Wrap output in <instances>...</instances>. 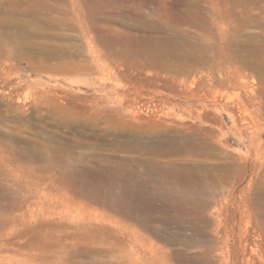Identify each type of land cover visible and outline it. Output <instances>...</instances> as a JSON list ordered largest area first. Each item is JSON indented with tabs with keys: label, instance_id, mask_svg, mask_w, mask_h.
Listing matches in <instances>:
<instances>
[{
	"label": "rangeland",
	"instance_id": "374dc122",
	"mask_svg": "<svg viewBox=\"0 0 264 264\" xmlns=\"http://www.w3.org/2000/svg\"><path fill=\"white\" fill-rule=\"evenodd\" d=\"M210 1L0 0V264H264V215L253 203L264 192V73L237 72L209 50L212 29L236 26ZM237 6L222 12L260 14L263 26L248 20L243 33L264 35V1ZM199 12L207 23L197 27ZM96 35L122 41L125 55L95 42L119 56L116 69L87 70ZM198 37L197 58H170L174 40L192 50ZM50 43L76 46L70 63L29 55ZM172 138L209 148L180 157L149 150ZM166 162L202 167L216 182L169 181ZM246 202L256 235L248 259L239 242Z\"/></svg>",
	"mask_w": 264,
	"mask_h": 264
},
{
	"label": "bare ground",
	"instance_id": "6f19581e",
	"mask_svg": "<svg viewBox=\"0 0 264 264\" xmlns=\"http://www.w3.org/2000/svg\"><path fill=\"white\" fill-rule=\"evenodd\" d=\"M203 1V0H202ZM254 1H257V0H211L210 3H212L211 5H213L215 7V10L217 13L220 14V16L222 17V19H232L233 18V23L236 22V26L233 27V29H227L228 31L226 32L225 29L222 30V29H217L218 32H216L215 30H213L211 27H212V24H211V29H212V32H211V37L207 38L209 40H213V43H211L210 45H207V47L209 48V50H212L213 53L215 55H223L224 57H227L229 58L233 63H236L237 65H241L240 67L237 68V72H240V69H243V68H249V69H252L254 70V72H257V73H264V35H255L253 33H251L252 35H245L243 33L244 31V27L245 25L249 22L248 20H253V19H256L257 22H258V25L259 26H263L262 23L259 22V18H261V15H253L252 12H248L245 14L244 13H237L234 11V7L237 6V5H241V4H251L253 3ZM264 1V0H262ZM202 3V2H200ZM204 3V2H203ZM231 4L232 5V9L230 10V12H227L226 14H224L222 12V8L225 4ZM205 4V3H204ZM206 4H207V1H206ZM196 5V3H195ZM198 5V4H197ZM217 5V6H216ZM201 6V9H202V5L200 4ZM252 6V5H251ZM238 7V6H237ZM25 10V9H24ZM204 10V9H203ZM238 10V9H237ZM205 12V11H204ZM259 12V11H258ZM123 13V12H122ZM194 13V12H193ZM208 14V13H207ZM256 14V13H255ZM191 15V14H190ZM189 15V16H190ZM34 16V15H33ZM93 16V15H92ZM91 16V17H92ZM186 16V15H185ZM208 16V15H207ZM184 17V16H182ZM210 17V16H209ZM88 18V17H87ZM115 18V17H114ZM185 18H188L187 16ZM208 18V17H207ZM58 19V18H57ZM89 19V18H88ZM92 19H95V17L93 16ZM182 19V18H181ZM189 19V18H188ZM206 19V18H205ZM114 20V19H112ZM193 23L195 22V24H197L196 26L197 27H200L201 24L200 22H203V14L201 12L199 13H196V15L194 16L193 18ZM203 20V21H202ZM211 20V19H210ZM209 20V21H210ZM243 20H247L246 23H243ZM254 20V21H256ZM59 21V19H58ZM61 21V20H60ZM63 22V21H62ZM184 22H186L184 20ZM190 22V21H189ZM188 22V23H189ZM206 22V21H205ZM203 22V23H205ZM45 23V22H44ZM207 23V22H206ZM205 23V24H206ZM194 24V25H195ZM210 24L208 23V25L210 26ZM200 25V26H199ZM252 25V24H251ZM49 26V25H48ZM206 26V25H204ZM208 26V28H209ZM54 27V26H53ZM153 28V27H152ZM195 28V27H194ZM228 28V27H226ZM50 29V28H48ZM172 29V28H171ZM198 30V29H197ZM203 30V29H202ZM201 30V31H202ZM37 31V30H36ZM210 32V30H208ZM19 32V31H18ZM199 32V30H198ZM27 33V32H26ZM162 33V32H161ZM208 34V32H206ZM22 34V33H21ZM29 34V33H28ZM32 34V33H31ZM36 35V33H34ZM85 34L87 35V33L85 32ZM168 34V33H167ZM175 34V33H174ZM203 34V33H202ZM205 34V32H204ZM166 35V34H165ZM206 35V34H205ZM24 36V34H23ZM31 36V35H30ZM37 36H38V33H37ZM193 36V35H192ZM22 37V36H21ZM27 37V35H26ZM173 37V36H172ZM178 37V36H176ZM188 37V36H187ZM23 38V37H22ZM30 38V37H29ZM28 38V39H29ZM132 38V37H131ZM137 38V37H136ZM145 38V37H144ZM154 38V37H153ZM167 38V37H166ZM169 38V37H168ZM181 38V37H180ZM261 38V40L259 39ZM21 39V38H20ZM27 39V40H28ZM33 39V37H32ZM97 39H101L102 40V43L104 44V46L106 47L107 50H109V52L112 51L113 54L115 55H120V54H126V51L123 50V49H117L116 46L119 45V48H120V42L119 40H116V39H106L104 40V38L102 36H99V35H96V38L95 36L94 37H91L90 38V41L89 43H92V45L90 46V49H89V54H90V58H91V61L92 63H94L95 65H92L89 69L87 70H90V72H96L97 69H100L102 72H105L106 70H109V69H116L118 67V65L116 64V62L112 59H114L115 56H113L112 58H110V56H108L107 54V51L105 52V50H102L100 48L97 47V45L95 44V42H98L96 41ZM195 39V38H194ZM197 41L195 42L194 45H192V50L190 49V46L189 45H186L185 43L182 44V46H180L178 41L174 40L173 42V46L175 45L174 49H172V52L170 53L171 57L170 58H173V59H183L185 60L186 58L189 59V58H197V52H199L201 48H203L205 45L204 43L202 42V38L198 37L196 38ZM22 40V39H21ZM26 40V42H27ZM41 41V39H39ZM70 41V39H67ZM100 40V41H101ZM142 40V39H141ZM163 40V39H162ZM166 40V39H164ZM163 40V41H164ZM206 40V39H205ZM203 39V41H205ZM208 40V41H209ZM29 41V40H28ZM35 41V39H34ZM45 41V40H44ZM124 41V40H123ZM134 41L135 40H132L131 43L134 44ZM139 41V40H138ZM162 43H160V47L161 46H165L169 43H167L166 41H164ZM176 41V42H175ZM194 41V40H193ZM12 42V41H11ZM19 42V41H18ZM68 42V41H67ZM137 41H135L136 43ZM140 42V41H139ZM142 42V41H141ZM156 42V41H155ZM171 42V41H170ZM211 42V41H210ZM29 43V42H28ZM34 43V42H33ZM129 42V44L127 45H133ZM146 44V42H144ZM142 43V44H144ZM167 43V44H166ZM206 43V42H205ZM25 44V43H24ZM27 44V43H26ZM25 44V45H26ZM62 44V43H61ZM71 44V43H70ZM138 44V43H137ZM151 44V43H150ZM172 44V43H170ZM191 44V43H190ZM28 45V44H27ZM38 45V44H37ZM59 45V44H58ZM63 45V44H62ZM68 45V44H67ZM124 45V44H122ZM204 45V46H202ZM22 46V45H21ZM35 46V45H34ZM31 48L29 46V48H31V52H29L28 54L34 58V57H38V58H43L46 59V60H56V61H61V62H65V63H70V59L73 57V56H69L70 54V51L72 49V46L74 45H70V46H66V47H60V46H57V45H54V44H39L37 46V48ZM126 46V45H125ZM133 46H135V49L137 48L136 45L134 44ZM142 46V45H141ZM150 45H148L149 47ZM170 48L171 46L168 45ZM15 47V46H14ZM23 47V46H22ZM76 47V46H74ZM124 47V46H123ZM139 47L138 46V50H139ZM143 47V46H142ZM145 47V45H144ZM151 47V46H150ZM167 47V46H166ZM166 47H163V48H166ZM206 47V48H207ZM25 48V47H24ZM28 48V47H27ZM127 48V47H126ZM131 48V47H130ZM134 48V47H133ZM152 48V47H151ZM162 48V47H161ZM159 48V49H161ZM168 48V49H170ZM205 48V47H204ZM75 49V48H74ZM134 49V50H135ZM167 49V50H168ZM131 50V49H130ZM148 50V49H147ZM162 50V49H161ZM165 50V49H164ZM199 50V51H198ZM18 51V49H17ZM16 51V52H17ZM30 51V50H29ZM80 51V50H79ZM132 51V50H131ZM130 51V52H131ZM163 51V50H162ZM201 51H204V50H201ZM206 51V50H205ZM73 52V51H72ZM77 52V51H76ZM169 52V50H168ZM129 54V51L127 52ZM203 53V52H202ZM210 53V52H209ZM124 54V55H125ZM132 54V53H131ZM130 54V55H131ZM155 54H158L160 56H166L167 53H165V51L162 53H160V50L159 52H156ZM213 54V55H214ZM65 55V56H64ZM71 55V54H70ZM78 55V54H77ZM135 55V54H134ZM169 55V54H168ZM201 55V54H200ZM213 55H211V57H213ZM79 56V55H78ZM132 56V55H131ZM137 56V55H136ZM147 56V55H146ZM173 56V57H172ZM205 56V55H204ZM209 56V55H208ZM119 57V56H117ZM115 57V58H117ZM125 57V56H124ZM128 57V55H127ZM215 57V56H214ZM213 57V59H215ZM159 58V57H158ZM168 58V57H167ZM220 58V57H218ZM217 58V59H218ZM129 59V58H128ZM148 59V58H147ZM152 59V58H151ZM213 59H211L213 61ZM42 60V59H41ZM118 60V59H117ZM122 60H126V59H122ZM132 60V59H131ZM171 60V59H170ZM170 60H164V61H168L170 62ZM192 60V59H191ZM219 60V59H218ZM120 61V60H119ZM159 61V60H158ZM163 61V59H162ZM198 61V60H197ZM209 61V60H208ZM50 62V61H49ZM128 62V61H127ZM160 62V61H159ZM180 62V61H179ZM196 62V61H195ZM222 62V61H221ZM122 63V62H121ZM120 63V64H121ZM125 63V62H123ZM130 63V62H129ZM156 63V61H155ZM165 63V62H164ZM199 63V62H198ZM205 63V62H204ZM207 63V62H206ZM225 63V62H224ZM62 64V63H61ZM119 64V65H120ZM158 64V63H157ZM160 64V63H159ZM189 64V63H188ZM190 64H191V61H190ZM197 64V62H196ZM65 65V64H64ZM69 65V64H68ZM67 65V66H68ZM99 66L98 68L96 66ZM171 65V64H170ZM200 65V64H199ZM203 65V64H202ZM128 66V65H127ZM160 66V65H159ZM167 66V64H166ZM165 66V67H166ZM174 66V65H173ZM195 66V65H194ZM211 66V65H210ZM222 66V65H221ZM220 66V67H221ZM229 66V65H228ZM72 67V66H71ZM70 65H69V69L71 68ZM122 68H124V66L122 65L121 66ZM154 67V66H153ZM172 67V66H171ZM177 67V66H176ZM183 67V66H182ZM212 67V66H211ZM129 68V67H128ZM163 68V67H162ZM167 68V67H166ZM173 68V67H172ZM68 69V68H67ZM74 69V68H73ZM167 69H170V68H167ZM181 69V68H180ZM189 69V68H187ZM191 69V68H190ZM214 69V68H213ZM215 69L216 68V65H215ZM220 69V68H219ZM223 69V68H222ZM221 69V70H222ZM177 70V69H175ZM194 70V69H192ZM220 70V71H221ZM248 70V69H247ZM72 71V70H71ZM120 71V70H119ZM132 71V70H130ZM173 71V69H172ZM171 71V72H172ZM178 71V70H177ZM187 71V70H186ZM211 71V70H210ZM115 72V71H114ZM118 72V71H117ZM174 72V71H173ZM193 72V71H192ZM213 72V71H211ZM122 72H120L119 74H121ZM185 73V71L183 72V74ZM217 73V72H216ZM106 75V74H105ZM110 75V73H109ZM121 75H125V79H127L128 77V74H126V72H124V74L122 73ZM238 75V74H237ZM222 76V75H221ZM122 77V76H121ZM123 78V77H122ZM216 78V77H215ZM261 78V77H260ZM129 79V77H128ZM218 79V78H217ZM221 79V78H220ZM223 79V78H222ZM226 79V78H225ZM225 79L224 80H220V81H217V84L218 86H221L223 87V85H226L225 83ZM120 80V79H119ZM228 80V79H226ZM123 82V81H122ZM125 82V81H124ZM129 82V81H128ZM127 83V82H126ZM131 84V82H130ZM129 84V85H130ZM142 84V83H141ZM128 85V86H129ZM144 85V84H143ZM142 85V86H143ZM6 86V85H5ZM139 86V85H138ZM10 87V86H9ZM131 87H134V86H131ZM221 87V88H222ZM135 88V87H134ZM224 88V87H223ZM5 89V88H4ZM141 89V88H140ZM0 91H3L2 87L0 89ZM126 96V95H125ZM128 97V96H127ZM135 101L138 100V98H135L133 99ZM140 100V99H139ZM142 104V103H141ZM144 104V103H143ZM142 104V106H143ZM146 104V102H145ZM146 106V105H145ZM144 106V107H145ZM131 107V106H130ZM132 112H133V115L136 116V117H142L141 115L144 113L143 111V108L141 107H138V106H132ZM172 135V134H171ZM184 135V134H183ZM182 138V137H181ZM197 138V137H196ZM180 139V138H179ZM178 138H172V139H169V140H166L164 141L162 144L160 143L159 145H152L150 146L149 150L153 153H156V154H159L162 155V156H166V157H175V156H179V155H184V154H187V153H193V152H197L198 153H203L204 152H207V149L209 147H205L204 144L202 145L200 142L198 143L197 141L193 140L192 138L191 139H188L186 141H181L179 140ZM185 140V139H184ZM148 141V140H147ZM185 143V144H183ZM136 144V143H135ZM209 145V143H208ZM145 146V145H144ZM212 147V146H211ZM202 151L199 152L201 149ZM206 149V150H205ZM209 154V153H208ZM190 155V154H189ZM180 157V156H179ZM207 157V156H206ZM232 157V156H231ZM185 158V157H184ZM171 159V158H170ZM182 159V158H181ZM229 160V159H228ZM157 161V159H156ZM181 161V160H180ZM230 161V160H229ZM172 162V161H171ZM185 162V161H184ZM155 163V162H153ZM233 163H234V160H233ZM194 164V163H193ZM192 164V165H193ZM228 165V164H227ZM234 165V164H232ZM238 166V165H237ZM160 167H161V164H160ZM159 168V167H158ZM162 169L160 171H162L163 173H165V175L167 176V179L169 180L170 178L173 177L174 178H181V179H184L185 182H194L195 180H199V181H204V182H209V181H213V182H216V180H214V178L211 176V175H205V178L204 177H201L200 173L204 170L202 167H191V166H178V165H175L173 163H165L163 164V166L161 167ZM230 169L232 167H229ZM226 169V167H225ZM224 169V170H225ZM228 169V168H227ZM228 169V170H230ZM234 170V169H232ZM241 170V167H237V169L234 170V172L239 176V174H241L240 171ZM231 175V172L228 171ZM227 174V172H225ZM127 174V173H125ZM205 174V173H204ZM207 174V173H206ZM159 175V174H158ZM224 175V174H223ZM234 175V174H233ZM164 176V175H163ZM225 176V175H224ZM241 176V175H240ZM229 177V176H228ZM163 178V177H162ZM231 178V177H230ZM154 179V178H152ZM160 179V178H159ZM165 179V178H164ZM224 179V177H223ZM233 179V178H232ZM155 180V179H154ZM163 180V179H162ZM172 180V179H171ZM226 180H229V179H226ZM160 181V180H159ZM157 181V182H159ZM170 181V180H169ZM153 182V181H152ZM167 182V181H166ZM177 182V181H176ZM161 183V182H160ZM175 183V182H174ZM151 184V183H150ZM195 184V183H194ZM196 185V184H195ZM206 185V184H205ZM152 186V185H151ZM176 186V185H175ZM184 186V185H183ZM200 188V187H199ZM204 189V188H203ZM183 190V189H182ZM258 191V190H257ZM256 191V192H257ZM160 192L157 190V193ZM175 190L173 191V188H169L167 190L164 191V195L169 197H172V195L174 194ZM192 192V191H191ZM209 192V191H208ZM154 194V193H153ZM159 194V193H158ZM163 194V193H162ZM206 194V192H205ZM188 195V194H187ZM256 200L255 202H253L258 210H259V213H261L262 215H264V192H257L256 194ZM164 196V197H165ZM180 196V195H179ZM208 196V195H207ZM152 197V196H151ZM185 197V196H184ZM190 197V196H189ZM209 197V196H208ZM194 198V197H193ZM173 199V198H172ZM212 199V198H211ZM255 199V198H254ZM252 201V200H251ZM200 202V201H199ZM211 200H206L204 202L203 205H205L206 207L209 208V205H211ZM217 204V203H216ZM253 204V205H254ZM202 205V206H203ZM218 205V204H217ZM254 205V206H255ZM221 206V205H220ZM249 206H252L251 204L249 205L247 202L245 203V207H247V210L243 211L244 214L241 213V215H243L241 218V227H240V243L242 245V252H244L243 255H245L248 259V257H251V256H248L250 253H248V247L251 245V243L253 242V238L256 239V235H253V232L250 228V224H251V214H249L248 212L249 209L248 207ZM256 208V209H257ZM227 209L228 207H226L225 205L223 206V208L221 207L220 208V211H223V210H226L227 212ZM246 209V208H245ZM219 210V209H217ZM243 210V209H242ZM241 210V211H242ZM240 211V212H241ZM244 224V225H243ZM253 224V223H252ZM253 228V227H252ZM255 233V231H254ZM259 236V235H258ZM254 239V240H255ZM252 241V242H251ZM240 245V244H239ZM241 248V246H240ZM245 259V257H244ZM245 260V261H248V260ZM251 262V259L250 261Z\"/></svg>",
	"mask_w": 264,
	"mask_h": 264
}]
</instances>
